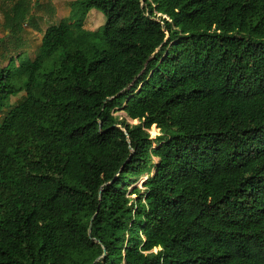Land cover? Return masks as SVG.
I'll list each match as a JSON object with an SVG mask.
<instances>
[{"label": "trees", "instance_id": "trees-1", "mask_svg": "<svg viewBox=\"0 0 264 264\" xmlns=\"http://www.w3.org/2000/svg\"><path fill=\"white\" fill-rule=\"evenodd\" d=\"M69 7L0 70V264H264V0Z\"/></svg>", "mask_w": 264, "mask_h": 264}, {"label": "rangeland", "instance_id": "rangeland-1", "mask_svg": "<svg viewBox=\"0 0 264 264\" xmlns=\"http://www.w3.org/2000/svg\"><path fill=\"white\" fill-rule=\"evenodd\" d=\"M6 1L9 0H0V70L9 64V59L11 57L17 58L20 56L33 59L38 52L46 28L69 17V5L75 0H34L38 1L40 5H42V8L37 9L30 22L25 24L20 44L15 42L12 37L6 36L7 31L1 27L3 22L1 9L4 7ZM49 6L53 9V12L47 9ZM104 23V15L101 12L92 9L86 15L83 26L88 31H96ZM17 61L18 60L16 59V64L18 63ZM22 96L23 94H19L16 97L9 98L6 102L4 113L8 112L14 105H16ZM115 115L125 117L123 112L120 111H117ZM2 116L3 114H0V118H2ZM129 123L136 124L137 121H129ZM149 135L151 139H155L161 135L160 129L156 126H152L149 130ZM146 179L147 176L145 175L126 184L129 198L132 200L136 199L137 195L132 194L134 190H138L141 195L144 193Z\"/></svg>", "mask_w": 264, "mask_h": 264}]
</instances>
